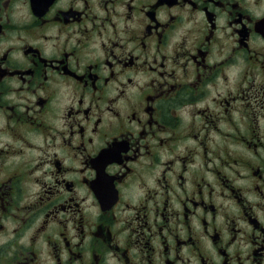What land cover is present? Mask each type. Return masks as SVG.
Instances as JSON below:
<instances>
[{"label":"flooded vegetation","instance_id":"flooded-vegetation-1","mask_svg":"<svg viewBox=\"0 0 264 264\" xmlns=\"http://www.w3.org/2000/svg\"><path fill=\"white\" fill-rule=\"evenodd\" d=\"M0 264H264V0H0Z\"/></svg>","mask_w":264,"mask_h":264}]
</instances>
